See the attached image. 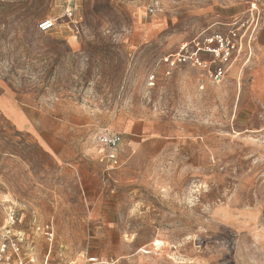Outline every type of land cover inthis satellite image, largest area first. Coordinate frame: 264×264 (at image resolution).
<instances>
[{
	"label": "rangeland",
	"instance_id": "rangeland-1",
	"mask_svg": "<svg viewBox=\"0 0 264 264\" xmlns=\"http://www.w3.org/2000/svg\"><path fill=\"white\" fill-rule=\"evenodd\" d=\"M160 1L82 0L75 35L38 30L63 0H0V227L15 206L36 264H264V0ZM217 35L222 79L166 66Z\"/></svg>",
	"mask_w": 264,
	"mask_h": 264
},
{
	"label": "built area",
	"instance_id": "built-area-1",
	"mask_svg": "<svg viewBox=\"0 0 264 264\" xmlns=\"http://www.w3.org/2000/svg\"><path fill=\"white\" fill-rule=\"evenodd\" d=\"M134 3L144 13V17H155L164 12L163 4L160 0H125ZM82 6V0H63L64 14L58 18L43 20L38 24V30L41 33H48L55 30L58 26L68 27L75 35L78 33L77 13ZM235 38V33H231ZM234 40L217 35L207 41L204 48L199 45L190 47L183 45L178 53L170 55L164 59L169 70L173 71L179 67L190 66L207 73L211 78L220 80L225 76V65L230 59L231 52L236 45ZM217 46L218 48H213ZM219 49V50H218ZM220 51V53H218ZM201 53L214 54L218 56L219 65L212 72L211 66L207 61L201 58ZM151 84H154L155 77L150 78ZM122 143V137L118 133L105 131L98 137V144L106 150L100 157V163L106 171H112L120 167L119 147ZM4 224L0 227V264H36V259L32 249L24 244V233L20 227L24 222L23 216L15 206H8L5 213ZM42 231L47 241L52 244L54 241V226L47 223L42 227ZM91 262L97 260L92 259ZM48 264V261L45 262ZM67 264V263H55Z\"/></svg>",
	"mask_w": 264,
	"mask_h": 264
}]
</instances>
